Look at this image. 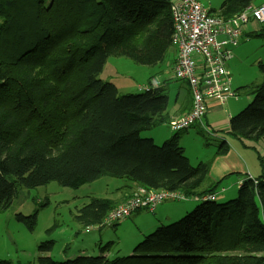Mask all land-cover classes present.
<instances>
[{"label":"trees","instance_id":"1","mask_svg":"<svg viewBox=\"0 0 264 264\" xmlns=\"http://www.w3.org/2000/svg\"><path fill=\"white\" fill-rule=\"evenodd\" d=\"M254 2L223 0L213 11L229 19ZM171 6L172 0H0V212L25 189L51 182L77 189L105 176L203 198L182 218L159 225L132 255L106 256L109 242L99 255L57 261L48 256L55 244L48 239L39 245L40 264H264V154L260 173H243L235 198L206 200L229 175L202 189L210 165L191 163L180 133L161 144L142 136L170 121L166 90L120 93L101 78L113 56L149 67L167 60ZM258 69L260 82L235 90L252 101L230 118L225 136H212L221 140L218 153L229 151L227 135L264 139L263 62ZM115 206L113 199L90 197L74 218L98 226ZM16 218L33 231L38 210Z\"/></svg>","mask_w":264,"mask_h":264},{"label":"rangeland","instance_id":"2","mask_svg":"<svg viewBox=\"0 0 264 264\" xmlns=\"http://www.w3.org/2000/svg\"><path fill=\"white\" fill-rule=\"evenodd\" d=\"M200 1L205 6L217 10L223 2V0ZM260 1L262 0H255L254 3L256 4ZM253 23L250 22L244 27V35L238 45L240 53L238 58L235 59L236 67L234 74L232 73V86L238 87L244 83H258L261 81L262 77L258 64L259 62L264 63V23L259 24L258 27L255 25L256 30L252 29ZM174 52H176V49L172 47L170 53L173 55ZM170 53L163 64L155 67L138 65L127 57H110L101 74V78L115 83L120 93H140L142 92L140 86L147 84L150 76L154 74L156 80L159 79L164 86L170 101L174 102L177 91L184 89L185 84L174 76L173 61L170 58ZM231 98L234 99L229 98L228 102L226 101L224 105L222 104V106L229 105L230 110H226V112L224 110L221 111L220 117L225 116L228 111L232 114L231 116L237 115L252 101V98L244 93H239ZM215 128L217 127H213L217 131ZM214 130L211 129L212 133H215ZM147 134L150 137H147ZM167 134L169 137L171 136L167 125L162 124L159 127L144 132L142 136L147 138L152 137L156 143L161 144L165 139H168L165 138ZM227 139L230 145H234L235 149L242 151L245 155L243 159L244 166L236 165L231 169H237L235 171L249 170L248 173H259L260 164L258 165V155L264 154V139L259 141L245 139L244 142H238L237 139L229 135H227ZM220 142L219 138L208 136L200 126L181 134V143L191 163L196 165L199 161L207 162L210 165V170L212 164L217 162L216 156L226 155L229 152L225 154L217 152ZM227 175L229 177L223 179ZM225 176L221 178L223 179L221 184L224 187L227 186L228 181H232L235 185L227 189L223 194H219L217 197L218 202H225L237 196L240 187L239 182L243 178V173L231 172ZM220 180L215 182H219ZM125 182L126 179L105 176L99 179V181H95V183L86 184L77 189L61 186L57 182H51L33 189H25L22 196L14 202L10 209L0 212V260L8 259L14 264H40L38 258L40 255L45 254L39 251V245L48 239L55 241L53 249L48 252V256L57 261L76 258L80 255L78 253L88 246L90 247V250L86 252L90 253L88 255H99L100 252L92 250V244L87 239H85V243L81 242L85 236L83 232L84 228L74 219L73 213L76 212V207L82 206L89 200L90 196L88 195H106L113 186ZM75 197L80 199H75ZM202 199L195 197L189 200L173 201L172 204L191 200L192 202H196L194 204L198 205L202 202ZM65 200L69 201L66 202ZM44 202L48 204L41 206V203ZM36 210H38V224L31 231L24 224L20 223L16 216L19 213L29 215ZM148 214L154 215L153 212ZM144 217L146 219L149 218L148 215ZM147 224L150 225L148 220ZM148 227H151V225ZM113 228V225L105 226L104 228L93 226L92 230L97 232L104 231L103 235L106 238H103L102 246H105L109 240L115 241H113L112 248L110 247L111 250L108 251L112 252L116 248L118 255L121 257L129 256L128 253L131 250L128 248V239L134 238L132 226L127 224L119 232H116ZM50 229L52 230L48 233ZM78 231L80 234L75 237ZM76 238L78 241L75 240Z\"/></svg>","mask_w":264,"mask_h":264},{"label":"built area","instance_id":"3","mask_svg":"<svg viewBox=\"0 0 264 264\" xmlns=\"http://www.w3.org/2000/svg\"><path fill=\"white\" fill-rule=\"evenodd\" d=\"M171 8L174 20L172 44L177 52L173 73L175 78L187 83L192 107L187 114L170 120L168 127L172 133H177L200 126L208 135L214 136L205 122L209 104L216 101L222 105L237 95L230 84L228 62L244 35V27L250 22L264 23V2L229 19H224L200 0H172ZM226 190L227 187H220L204 199L217 200ZM187 198L180 191L138 186L125 202L111 209L98 226H114L138 211L155 212L165 200Z\"/></svg>","mask_w":264,"mask_h":264},{"label":"crops","instance_id":"4","mask_svg":"<svg viewBox=\"0 0 264 264\" xmlns=\"http://www.w3.org/2000/svg\"><path fill=\"white\" fill-rule=\"evenodd\" d=\"M263 2H264V0H262L259 3H256V4L254 3V5L257 6L258 4H261ZM212 9H214V8H212ZM255 25L258 27L259 24L253 23L252 29L256 30V26ZM239 53L240 52H239L238 46H237L235 48V50H234V56H233L232 60L230 62H228V68L230 70V84H231V86H232V73L234 74L235 67H236L235 59L238 58ZM176 55H177L176 52H174L173 55H172V53H170V56H171L170 58L173 61V63L175 62ZM154 76H155L154 74L151 75L149 80H148V83L145 84V85L140 86V89H142V88L144 89L147 86L148 87L149 86H152V87H157L158 86V87L164 88V86L161 84V81L159 79L156 80V78ZM183 83L185 84L184 89H180V90L177 91V96H176L174 102L170 101V107H169L170 120L177 119V118L187 114L191 110V107H192V95H191L189 87L187 86V83H185V82H183ZM251 83H244V84L239 85L238 87L237 86H232V88L236 90L237 88H239L241 86L248 85V84H251ZM230 99H234V98H230ZM233 102H235V101H233ZM223 110L225 112H226V110H230L229 109V105L222 106L221 104L217 103L216 101H211L210 104H209V108H208V112H207L206 118H205V122L207 123V125L212 130H214L213 127H217L215 129L217 131H219V133H220L219 136H222V137L225 136V135H223V132L224 131H228V129L230 127V118H231V115H232L228 111L225 116L220 117L219 114ZM196 127H198V126H195L193 128H196ZM167 128L170 131V135H172V131L168 127V125H167ZM191 129H189V130H191ZM189 130H186V131L181 132V133L178 132V133L183 134V133H185V132H187ZM147 136H149V135L147 134ZM165 138H169L168 134H167V136ZM228 144L230 146L229 152L226 155L216 156L217 162L212 164L211 170H210V173H209V177L206 180V182L204 183L202 189L210 188L212 186V184L215 183V181L220 180L226 174L231 173V172H242V173L249 174L251 176H256V175H258L260 173V172L259 173H253V172L252 173H248L249 170L248 171H235L237 169L232 170L231 168H233L236 165L244 166L243 159H244L245 155H244V153L242 151L235 149L234 145H230V143H228ZM258 162H259V160H258ZM258 165H259V163H258ZM247 166H248V164H247ZM258 170L261 171V169H258ZM244 178L245 177L243 175V178H241L240 182ZM98 181H99V179H98ZM240 182H239V184H240ZM93 183H95V182H93ZM234 185L235 184L232 181H228L226 187H227V189H229L230 187H233ZM137 187L138 186L136 184L130 182L129 180H126L125 183L116 184L115 186H113L111 188V190L106 195H103V196H101V195H88V196H90V197L110 198V199H113L115 201L116 205H118V204H121V203L125 202L129 198V196L132 193V191L135 190ZM220 187H223V184H220L219 188ZM219 188L217 190H219ZM192 198H195V197L187 198L186 200H189V199H192ZM75 199H80V198L75 197ZM65 201L68 202L69 200H65ZM87 202H85V203H87ZM172 202H173V200H167V201L163 202L162 204H160L158 206V208L156 209V211L153 212L154 215L148 214V213H150L148 211H138V212L134 213L132 216L127 217V218L119 221L118 223H116L114 225L113 229L116 232H119L122 229V227H124L127 224H130V226H132V229L134 230V233H133L134 234V238L133 239H130V238L128 239V241H129V247L128 248L131 250L128 253V255H131L134 252L133 250L135 249V247L139 243H141L143 241V239L148 234L153 232L159 225L177 221L178 219L182 218L184 215L189 213L196 206V204H194L196 202H192L191 200L190 201H185V202H179L177 204L176 203L172 204ZM82 206L76 207V211L79 208H81ZM145 215H148L149 218L146 219L144 217ZM73 217H74V213H73ZM147 220L150 222L151 227H148L150 225L147 224ZM81 226L84 228L83 232L85 233V236L82 238L83 241H81V242L85 243V239H87L89 241V243L92 244V250H97V252H100V246H102V244H103V238L104 237L106 238V236L103 235L104 231L103 230L98 231V232L94 231V230H92L93 226H90V227H84L83 225H81ZM79 234H80L79 231L76 232L75 237H77ZM119 234H121V233H119ZM75 240H77V238ZM97 240H99V241H97ZM113 241L114 240H111V241L109 240V241H107V243L113 242ZM111 248L109 250H111ZM82 250L83 251L78 253V254H80V255H88V254H90V253H86V252H88V250H90L89 246L88 247H84ZM106 256L114 258V257L120 256V255H118V250L116 248H114V250L112 252L108 251V253H106Z\"/></svg>","mask_w":264,"mask_h":264}]
</instances>
